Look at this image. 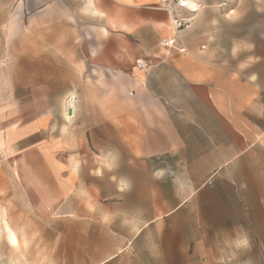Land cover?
Masks as SVG:
<instances>
[{"label": "crops", "instance_id": "crops-1", "mask_svg": "<svg viewBox=\"0 0 264 264\" xmlns=\"http://www.w3.org/2000/svg\"><path fill=\"white\" fill-rule=\"evenodd\" d=\"M169 1L22 0V60L75 74L60 90L45 74L31 88L45 111L0 130V225L17 246L26 231L13 228L29 223L15 217V185L36 219L60 213L84 225V264H202L190 244L226 241L202 232L238 225L206 196L251 193L253 149H264V55L239 68L191 38L189 17L231 13L230 0H193L196 14L169 11ZM176 17L188 28L176 29ZM167 38L173 48L160 45ZM54 98L66 106L54 109ZM158 225L173 234H158L167 245L153 249Z\"/></svg>", "mask_w": 264, "mask_h": 264}, {"label": "rangeland", "instance_id": "rangeland-1", "mask_svg": "<svg viewBox=\"0 0 264 264\" xmlns=\"http://www.w3.org/2000/svg\"><path fill=\"white\" fill-rule=\"evenodd\" d=\"M21 2L22 0H0V130L3 125L19 124L45 111L37 110L44 100L31 89L45 74L58 76L57 81L49 84L54 90L67 85L65 80L75 74L73 69L65 65L46 68L38 67L37 59L22 60V20L19 18ZM229 2L234 10L231 13L225 7H219V15L210 13L189 17L194 18L189 34L196 42L207 45L213 59L232 66L237 63L240 68L247 62L258 60L256 56L264 55V0ZM188 22L186 19L182 29L188 28ZM22 62L30 65L22 66ZM51 106L62 109L66 106L65 100L54 98ZM51 112L59 119V115L66 110ZM253 154V185L248 188L251 193L206 196L211 208L217 204L214 200H218L226 208L223 211L226 218H229L230 223L238 225L205 228L202 233L228 236L229 239H223L222 242H213L211 239L202 244H190L189 253L192 254V248L196 247L194 252L196 251L199 263L264 264V149L255 147ZM13 192L14 204L18 208L15 217L22 216L29 223L26 228L13 229L21 233L24 229L27 242L23 248L21 245L17 246V238L11 228L6 223L0 225V264H84V243L77 241L85 229L84 225L76 224L75 221L73 224L69 218L60 217V213L56 214V219H36L23 203L17 185ZM1 197L4 195H0ZM206 213L214 215L212 210ZM192 214L196 212L193 211ZM241 223L247 225H240ZM172 229L159 225L153 227V249L167 245V239L163 238L159 242L158 234L169 236L173 234ZM180 229L181 234L199 233L197 228Z\"/></svg>", "mask_w": 264, "mask_h": 264}, {"label": "built area", "instance_id": "built-area-1", "mask_svg": "<svg viewBox=\"0 0 264 264\" xmlns=\"http://www.w3.org/2000/svg\"><path fill=\"white\" fill-rule=\"evenodd\" d=\"M174 3V6H176V10H174L173 8L171 7H167V10L169 11H173L174 13L178 10H184V11H187V12H190V13H194V12H191L190 11V8H189V5L193 2V0H170L169 3ZM186 21V19L184 18H181V17H176L175 20H174V26L176 29H179V28H182L184 26V22ZM175 38H167L165 40H162L160 45L163 47V48H173L174 45H175ZM178 51L180 52H185V48L181 45L178 46L177 48ZM137 66L140 68V69H143L145 68V64H143L140 60H138L136 62Z\"/></svg>", "mask_w": 264, "mask_h": 264}, {"label": "bare ground", "instance_id": "bare-ground-1", "mask_svg": "<svg viewBox=\"0 0 264 264\" xmlns=\"http://www.w3.org/2000/svg\"><path fill=\"white\" fill-rule=\"evenodd\" d=\"M189 8H190V11L191 12H197L198 11V5L196 4V2H192L190 5H189ZM67 117L69 118V114H67Z\"/></svg>", "mask_w": 264, "mask_h": 264}]
</instances>
